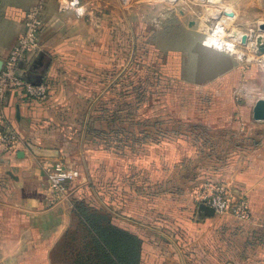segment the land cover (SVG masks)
<instances>
[{"label":"crops","instance_id":"0c3cea01","mask_svg":"<svg viewBox=\"0 0 264 264\" xmlns=\"http://www.w3.org/2000/svg\"><path fill=\"white\" fill-rule=\"evenodd\" d=\"M35 1L2 0L0 68ZM79 7L85 9L82 16ZM126 15L121 0H79L67 9H61L59 0H46L39 51L22 62L21 71L28 80L32 75V80L48 83L50 95L37 102L18 90L0 103L1 119L18 134L12 147L0 140V264H57L52 252L71 228L81 196L94 197L115 225L142 240L141 264H264V134L252 144L245 140L218 164L198 167L194 177L183 174L192 182L180 190L177 167L196 159L188 142L177 147L173 140L142 138L133 145L138 154L130 153L129 146L92 143L99 122L112 120L116 74L130 62ZM40 52L47 66L31 73ZM234 63L226 73L242 78L243 64L236 58ZM246 88L242 82L241 89ZM103 103L106 112H96ZM58 161L78 176L52 204L46 184ZM208 180L243 199L249 217L216 213L198 219Z\"/></svg>","mask_w":264,"mask_h":264},{"label":"rangeland","instance_id":"374dc122","mask_svg":"<svg viewBox=\"0 0 264 264\" xmlns=\"http://www.w3.org/2000/svg\"><path fill=\"white\" fill-rule=\"evenodd\" d=\"M121 1L129 22L127 25L124 21V28L130 34V62L123 73L116 74L117 86L110 99L112 120L103 126L98 124L102 135L92 143L104 148L129 146L130 153L138 154L139 149L133 145L142 138L157 143L173 140L177 147L188 142L196 159L194 163L184 160L183 166L177 167L175 185L180 190L192 182L182 178L183 174L194 177L198 167L218 164V159L245 140L252 144L264 134V120L254 119L256 103H252L264 98L262 53L249 38L247 45H238L246 54L242 58L214 45L218 11L230 16V30L238 28L249 37L253 31L254 43L264 33L260 24L264 21V0ZM235 58L243 64L242 78L226 73ZM241 80L246 89H241ZM106 110L103 103L96 112ZM157 120L161 121V128L155 126ZM124 128L126 131L120 130ZM131 129H146L148 133L132 137ZM99 157L102 158L101 153ZM174 173L167 176L171 178ZM101 214L110 216L94 197L81 196L75 205L71 229H82L81 235V219ZM61 254L56 258L57 264H61L60 260L62 264L72 262H63L65 256Z\"/></svg>","mask_w":264,"mask_h":264},{"label":"built area","instance_id":"2783aa9c","mask_svg":"<svg viewBox=\"0 0 264 264\" xmlns=\"http://www.w3.org/2000/svg\"><path fill=\"white\" fill-rule=\"evenodd\" d=\"M45 2L46 0H36L28 10L24 21V31L0 68V103L5 101L8 94L18 90L23 91L28 99L37 102H45L50 95L48 83L34 84L21 71L22 62L39 51ZM59 3L61 9H67L70 5H78L79 0H59ZM1 4L2 0H0V7ZM1 117L0 140L6 146L12 147L18 139V134ZM50 171L51 177L46 184V189L48 200L55 204L67 193L70 183L76 179L78 172L69 171L63 161L55 162L50 167ZM201 198L203 203L213 207L218 214H233L242 219L249 217L246 202L243 199L234 198L222 183L206 181Z\"/></svg>","mask_w":264,"mask_h":264},{"label":"trees","instance_id":"16d2710c","mask_svg":"<svg viewBox=\"0 0 264 264\" xmlns=\"http://www.w3.org/2000/svg\"><path fill=\"white\" fill-rule=\"evenodd\" d=\"M99 123L103 126L107 122ZM154 124L161 128V121L157 120ZM99 130L98 126L97 137L102 135ZM120 130L126 131L125 128ZM129 132L131 136L137 132L148 133L146 129H131ZM80 222L84 224L82 236V229L70 228L54 248L52 257L56 263V258L62 253L61 256H65L63 262L72 261L69 264H141L142 240L134 233L115 225L110 216H85ZM60 262L62 264L61 260Z\"/></svg>","mask_w":264,"mask_h":264},{"label":"bare ground","instance_id":"6f19581e","mask_svg":"<svg viewBox=\"0 0 264 264\" xmlns=\"http://www.w3.org/2000/svg\"><path fill=\"white\" fill-rule=\"evenodd\" d=\"M215 18L219 19L214 32V45L216 46L215 48L237 53L239 58L245 56L246 55L245 52L240 51L238 48L239 43L247 45V43H243L241 40L244 33L240 31L238 28H233L230 30L229 28L230 16L227 15L226 13L218 11L216 13ZM260 24H261V29L264 30V21ZM229 30L231 32L227 36ZM250 34H249L250 35L249 39L252 40L251 45L258 46V49L264 47V33L259 37L257 36V40H255L254 43H253V36H254L253 31ZM262 57L264 58V52L262 53Z\"/></svg>","mask_w":264,"mask_h":264},{"label":"water","instance_id":"95a60500","mask_svg":"<svg viewBox=\"0 0 264 264\" xmlns=\"http://www.w3.org/2000/svg\"><path fill=\"white\" fill-rule=\"evenodd\" d=\"M232 12H228V14H231ZM249 36L248 34H244L241 38L243 43H247ZM259 52L263 53L264 52V47H261L258 49ZM47 64L45 63V54L43 52H40L36 59L34 60L32 66H31V73L37 72L39 70H44L46 68ZM29 81L34 83V84H39L41 83L40 81H34L32 80V75L29 76ZM253 117L255 120H264V98H259L253 108ZM216 211L213 207L206 203H200L198 206V214L197 218L198 219H204L207 216H215Z\"/></svg>","mask_w":264,"mask_h":264},{"label":"clouds","instance_id":"9594fccd","mask_svg":"<svg viewBox=\"0 0 264 264\" xmlns=\"http://www.w3.org/2000/svg\"><path fill=\"white\" fill-rule=\"evenodd\" d=\"M70 7H75V5H70ZM76 11H77V14L78 15H81L82 16V15L85 14V9L83 7L77 8Z\"/></svg>","mask_w":264,"mask_h":264}]
</instances>
